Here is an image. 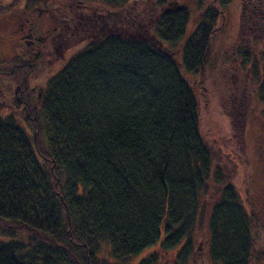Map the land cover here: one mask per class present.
I'll return each instance as SVG.
<instances>
[{"label":"trees","instance_id":"16d2710c","mask_svg":"<svg viewBox=\"0 0 264 264\" xmlns=\"http://www.w3.org/2000/svg\"><path fill=\"white\" fill-rule=\"evenodd\" d=\"M130 1L74 0L64 10L71 18L56 35L86 47L43 93L29 83L47 53L24 45L0 64L15 87L13 107L0 101L12 109L0 112V234L11 238L0 242V264H115L159 243L189 264L187 238L213 184L223 189L209 222L212 261L254 264L252 218L203 141L187 80L202 74L232 0H212L190 36L179 0H140L119 20ZM90 7L93 23L77 13ZM240 40L245 59L264 48V0H243Z\"/></svg>","mask_w":264,"mask_h":264},{"label":"rangeland","instance_id":"374dc122","mask_svg":"<svg viewBox=\"0 0 264 264\" xmlns=\"http://www.w3.org/2000/svg\"><path fill=\"white\" fill-rule=\"evenodd\" d=\"M16 1L18 4L9 9ZM139 1L131 0L128 10L126 8L117 12L121 15L117 18L121 20L126 11H138L140 3L141 7L144 4ZM211 2L212 0H206L205 6L200 9L199 0H179L182 6L191 11L189 36ZM73 3L74 0H55L44 8L40 0H0V64H9L21 50L19 46L24 43L22 38L27 33L26 29H21L23 17L29 16L31 22H36V36H49L51 62L46 60L42 72L35 75L29 83L36 95L43 93L48 82L86 47L83 40L76 43L72 38L66 41L58 39L53 31L55 27L65 24L64 9L70 8ZM215 7L223 10L217 4ZM5 8L9 11L3 12ZM37 9L43 10L44 14L39 17ZM45 9L48 13H45ZM93 10L97 11L90 7L88 12L77 13L80 16H92L88 23H93L92 18H96L90 13ZM242 10L243 0H232L222 11L223 15L217 24V28L222 29L212 42L202 74L187 77V80L199 103V128L203 141L212 153L215 166L227 173L240 204L252 218L254 264H264V48L255 46L254 49H248L249 59L239 54ZM14 88L10 79L1 77L0 101L13 107ZM35 106H39L37 102ZM21 110L17 109L16 117L25 126L22 119L27 114L23 115ZM11 111V107L7 106L0 109L3 115H9ZM211 180L215 181V178ZM222 189L223 186L213 184L203 197V210L187 238L191 250L189 264H214L209 253V222L214 206L222 199ZM10 240L11 238L0 234V242ZM160 245L161 243L145 250L128 262L115 264H139L152 254L158 255L159 264H177L178 251L165 252Z\"/></svg>","mask_w":264,"mask_h":264},{"label":"flooded vegetation","instance_id":"af4514ba","mask_svg":"<svg viewBox=\"0 0 264 264\" xmlns=\"http://www.w3.org/2000/svg\"><path fill=\"white\" fill-rule=\"evenodd\" d=\"M41 5L44 8H47V1H42V4ZM64 10H66V9H64ZM36 11H39L40 12L39 17L44 14L43 13V10H38L37 9ZM46 12L48 13V10L47 9H45V13ZM67 18H71V15L70 14L69 15H65V19H66L65 22H64L65 25H67V23H66L67 22ZM21 29L23 31L26 29L27 30V33L22 38V40L24 41V43L21 44L19 46V48H24L26 46L28 49H30L29 52H31V53H33L34 51H40V52H43V53H47L48 56L44 57V59H45V61L47 60L48 62H51V60L49 58L52 55V54H49L51 52V48H50L51 47V44H50L49 36L48 37H45V38H40V37L36 36V33H37L36 22H31V19H29V16L26 17V18L23 17V20L21 22ZM53 31L56 33L58 31V28L55 27ZM62 36L63 35H61V34H57L56 35V37L58 39L59 38L62 39L61 38ZM58 48L59 47L57 46L56 50ZM63 50H65V49H63Z\"/></svg>","mask_w":264,"mask_h":264}]
</instances>
